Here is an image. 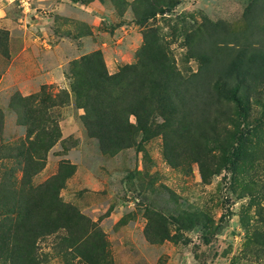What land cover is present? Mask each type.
Returning <instances> with one entry per match:
<instances>
[{
  "label": "trees",
  "instance_id": "16d2710c",
  "mask_svg": "<svg viewBox=\"0 0 264 264\" xmlns=\"http://www.w3.org/2000/svg\"><path fill=\"white\" fill-rule=\"evenodd\" d=\"M144 1L138 16L144 25L143 41L135 61L109 72L101 52L94 50L70 61L68 90L52 95L42 84L37 92L11 97L10 107L26 133L0 144V264H38L36 238L59 230L73 258L83 264H114L95 223L60 197L75 164L61 159L53 175L32 181L51 147L61 140L55 109L70 101L82 110L80 123L106 155L128 148L143 151L146 141L160 136L169 165L195 163L202 183L226 170L244 191V174L264 158V0H249L239 25L206 17L183 24V61L193 58L195 69L180 68L168 40L147 24L169 11L175 0ZM174 212L165 216L146 208L147 240L176 242L179 229L199 226L203 241L209 242L213 220L207 214ZM170 220L176 223L174 233L168 228ZM251 220L247 216L240 221L252 242L253 261L264 264V204H255Z\"/></svg>",
  "mask_w": 264,
  "mask_h": 264
},
{
  "label": "rangeland",
  "instance_id": "374dc122",
  "mask_svg": "<svg viewBox=\"0 0 264 264\" xmlns=\"http://www.w3.org/2000/svg\"><path fill=\"white\" fill-rule=\"evenodd\" d=\"M248 1L175 0L169 11L157 14L147 24L165 36L180 68L189 65L195 69L193 58L186 64L183 61L186 48L180 34L183 24L193 21L196 24L206 17L239 25ZM144 3V0L11 1L8 12L15 21L23 19L17 23L28 26L25 31L32 45L27 43L29 53H23L20 36L14 40L20 39L21 43L11 45L8 30L0 28V144L22 139L26 133L10 107L14 94L27 96L41 89L42 84L52 95L60 89L68 90L66 71L70 61L94 50L101 52L109 72L135 61V53L143 41L144 25L139 23L138 16ZM12 30L23 29L15 26ZM12 58L15 66L11 64ZM55 111L61 140L51 147L45 166L32 181L39 183L53 175L61 159L75 164L60 197L95 223L106 242L110 261L114 264H256L250 251L252 242L240 220L247 216L251 220L255 204H264V168L261 167L264 158L258 162L260 165L244 174L248 184L245 191L243 184L231 182V174L226 170L209 183H202L195 163L173 167L165 161L160 136L146 141L143 151L128 148L106 155L80 123L82 110L75 108L72 101ZM252 115H257L256 109ZM261 136L264 146V129ZM2 170L0 167V180ZM20 174L19 170L15 171L17 177ZM250 200L252 205L247 208ZM146 208L165 216L174 214L175 210H201L213 220L209 229L213 234L205 243L202 230L196 226L179 229L176 242L152 243L144 232ZM1 219L0 214V222ZM168 228L174 233L176 223L168 221ZM59 235L62 230L36 238L38 264H83L66 251Z\"/></svg>",
  "mask_w": 264,
  "mask_h": 264
},
{
  "label": "crops",
  "instance_id": "0c3cea01",
  "mask_svg": "<svg viewBox=\"0 0 264 264\" xmlns=\"http://www.w3.org/2000/svg\"><path fill=\"white\" fill-rule=\"evenodd\" d=\"M7 1H8L7 3H2V1L0 0V28L2 27L4 29L8 30V35H9V39H10V44L11 45L13 43L14 44L17 43L18 45L21 43V42L18 41L20 39H17V40L15 39L14 40V37H17L19 35L20 38H21V41H22V43H21L22 44L21 50L24 51L23 53L28 54L29 51H27V50L29 48L27 49V45H28L27 43H29V44H31V43L29 42V35L25 31V29H29V28L25 24H21V23L18 24L17 23V20L22 21L23 20L22 18H17V20L15 21V17L14 16H10L8 10H9V8L12 7V6H10V3L13 0H7ZM33 16L34 15H31L32 18H33ZM15 26H17L19 28H22L23 30H21L19 32L12 30V28L15 27ZM35 39H36V37H35ZM25 41H27V42H25ZM13 59L14 58H12V60H11V64L15 66Z\"/></svg>",
  "mask_w": 264,
  "mask_h": 264
},
{
  "label": "built area",
  "instance_id": "2783aa9c",
  "mask_svg": "<svg viewBox=\"0 0 264 264\" xmlns=\"http://www.w3.org/2000/svg\"><path fill=\"white\" fill-rule=\"evenodd\" d=\"M23 3H25V1H22Z\"/></svg>",
  "mask_w": 264,
  "mask_h": 264
}]
</instances>
